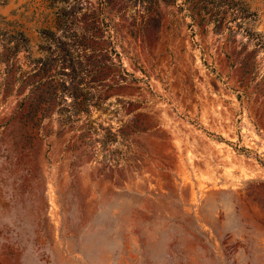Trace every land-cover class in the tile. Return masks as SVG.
Instances as JSON below:
<instances>
[{
  "label": "rangeland",
  "instance_id": "rangeland-1",
  "mask_svg": "<svg viewBox=\"0 0 264 264\" xmlns=\"http://www.w3.org/2000/svg\"><path fill=\"white\" fill-rule=\"evenodd\" d=\"M0 264H264V0H0Z\"/></svg>",
  "mask_w": 264,
  "mask_h": 264
},
{
  "label": "trees",
  "instance_id": "trees-1",
  "mask_svg": "<svg viewBox=\"0 0 264 264\" xmlns=\"http://www.w3.org/2000/svg\"><path fill=\"white\" fill-rule=\"evenodd\" d=\"M216 138H218L219 140L221 139V137L220 136H217ZM235 148H237L238 150H247L245 147H241V146H239V147H235Z\"/></svg>",
  "mask_w": 264,
  "mask_h": 264
}]
</instances>
